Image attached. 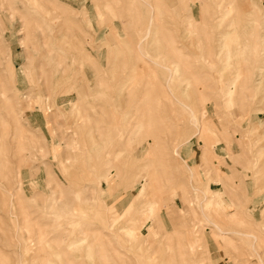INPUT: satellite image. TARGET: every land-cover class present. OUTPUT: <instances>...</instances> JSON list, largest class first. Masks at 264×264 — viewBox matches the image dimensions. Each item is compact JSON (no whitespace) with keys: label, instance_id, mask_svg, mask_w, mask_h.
Segmentation results:
<instances>
[{"label":"rangeland","instance_id":"rangeland-1","mask_svg":"<svg viewBox=\"0 0 264 264\" xmlns=\"http://www.w3.org/2000/svg\"><path fill=\"white\" fill-rule=\"evenodd\" d=\"M0 264H264V0H0Z\"/></svg>","mask_w":264,"mask_h":264}]
</instances>
